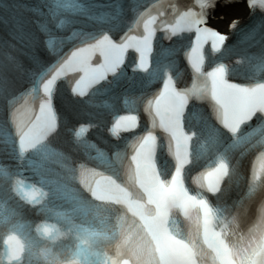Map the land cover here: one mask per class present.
Returning <instances> with one entry per match:
<instances>
[{"label": "clouds", "instance_id": "1", "mask_svg": "<svg viewBox=\"0 0 264 264\" xmlns=\"http://www.w3.org/2000/svg\"><path fill=\"white\" fill-rule=\"evenodd\" d=\"M217 3L34 0L21 5L25 15L5 16L15 4L0 0V154L16 161L15 170L35 171L45 197L122 205L138 217L152 264H264V0H246L248 18H232L227 31L208 23ZM121 25L114 40L110 33ZM130 30L144 72L152 67L154 41L172 60L165 61L159 88L124 89L126 110L106 128L114 138L132 133L115 152L118 167L102 172L74 155L94 159L97 144L73 134L81 123L64 129V144L54 143L61 130L54 109L43 112L29 148H18L22 128L37 126L35 106L43 110L42 82L52 84L51 94L63 77L73 97H88L116 72V42ZM100 39L111 49L107 63L103 52L93 60ZM140 110L147 126L137 131ZM158 153L166 156L164 169ZM0 183L11 190L13 174L0 176Z\"/></svg>", "mask_w": 264, "mask_h": 264}, {"label": "snow or ice", "instance_id": "2", "mask_svg": "<svg viewBox=\"0 0 264 264\" xmlns=\"http://www.w3.org/2000/svg\"><path fill=\"white\" fill-rule=\"evenodd\" d=\"M135 33L133 31H129L124 37H122L119 41H117V45L120 47V59L116 62V69L124 62L126 58V53L128 52V49H134L135 50V59L136 62L133 65L135 69H139L143 71V56L141 54V48L140 45L136 44L135 42L130 41V37L134 36ZM103 52L104 58L106 63L109 62V57L111 55V49L106 47L104 39H100L98 41V47H97V59H99V53ZM109 67L111 65L109 64ZM111 72L109 71L108 74ZM51 83H43L42 82V92L41 95L45 96V101H44V106L43 110L39 105H36L34 110L32 111V118L33 120L37 121V126L28 129V128H22V130L18 133L17 136V147L18 148H23V149H28L29 148V137L33 139V142L35 141L36 138L39 137L40 133V125L43 123V112L47 111L49 113L52 112L53 105L52 101L48 99V96L51 95L52 93H49V89L52 88ZM54 90V89H53ZM37 114H41L39 117ZM89 127L88 124H81L79 128L75 129V135L77 137H80L81 134ZM93 148L95 150L96 156L103 157L104 152L102 149H100L97 145H93ZM102 172L104 170H101ZM101 179V186L103 185L102 177H98ZM14 191H16L24 200L37 204V202H40L41 200L44 199L45 195L44 193L40 190V187H38L36 184H26L25 181L20 179L19 177H14V183H13V188ZM35 229L38 231H42L44 233H50L53 230L56 229V225L53 224H37L35 226ZM3 240L5 242V246L9 251V255L13 256L16 261L20 262L22 264L23 262V251L17 252L15 248L12 247L13 241H16L19 243L22 247V241L18 237L17 234L13 232H6L3 236ZM110 264H123L122 260L119 257H110ZM6 264H11V261L6 260Z\"/></svg>", "mask_w": 264, "mask_h": 264}, {"label": "bare ground", "instance_id": "3", "mask_svg": "<svg viewBox=\"0 0 264 264\" xmlns=\"http://www.w3.org/2000/svg\"><path fill=\"white\" fill-rule=\"evenodd\" d=\"M236 8H238V6H236ZM226 12H227V11L224 10L223 13H220V15L225 16V15H226ZM232 14H233V13H232Z\"/></svg>", "mask_w": 264, "mask_h": 264}]
</instances>
